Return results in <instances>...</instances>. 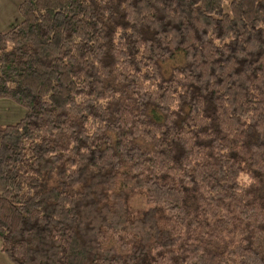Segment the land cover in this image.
Returning a JSON list of instances; mask_svg holds the SVG:
<instances>
[{"label":"trees","instance_id":"16d2710c","mask_svg":"<svg viewBox=\"0 0 264 264\" xmlns=\"http://www.w3.org/2000/svg\"><path fill=\"white\" fill-rule=\"evenodd\" d=\"M19 13L0 33V101L26 110L0 125L12 264H264V0Z\"/></svg>","mask_w":264,"mask_h":264},{"label":"rangeland","instance_id":"374dc122","mask_svg":"<svg viewBox=\"0 0 264 264\" xmlns=\"http://www.w3.org/2000/svg\"><path fill=\"white\" fill-rule=\"evenodd\" d=\"M21 2L22 0H0V32H7L12 27H14L15 25L21 22L22 18L19 13V7ZM173 65L174 63L170 64L167 68H170ZM7 102L11 103L20 112L21 117H19V119L16 120L14 123H10V124H16L21 120V118H24L26 114V110L11 101H5L4 103ZM7 111L8 110L3 111V114L8 115ZM3 114L0 112V116H3ZM1 120L2 119H0V122H3ZM132 204L134 208H141L142 206H144L142 196L137 195L133 199ZM1 245L2 244L0 240V264H12L8 256L1 251Z\"/></svg>","mask_w":264,"mask_h":264},{"label":"crops","instance_id":"0c3cea01","mask_svg":"<svg viewBox=\"0 0 264 264\" xmlns=\"http://www.w3.org/2000/svg\"><path fill=\"white\" fill-rule=\"evenodd\" d=\"M4 102L5 101H0V112L3 114V111L8 110L7 111L8 115L3 114V116H0V119H2L1 121H3V122H0V125H11L10 123H14L16 120L19 119V117H21V115L18 109L14 107L11 103H8V102L4 103ZM22 119L23 118H21V120Z\"/></svg>","mask_w":264,"mask_h":264}]
</instances>
